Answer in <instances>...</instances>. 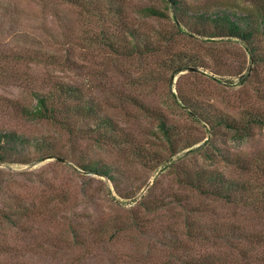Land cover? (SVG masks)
Wrapping results in <instances>:
<instances>
[{"label":"rangeland","instance_id":"374dc122","mask_svg":"<svg viewBox=\"0 0 264 264\" xmlns=\"http://www.w3.org/2000/svg\"><path fill=\"white\" fill-rule=\"evenodd\" d=\"M71 1L0 0V132L47 142L8 152V162L0 164V264H185L207 256L221 264H264V196L251 194L249 205L207 199L168 168L171 160L217 167L264 192V127L253 126L246 140L236 141L224 129L215 135L204 121L210 112L264 117V62L253 61L249 51L254 46L263 57V42L177 31L176 41L156 54L124 57L104 41L116 45L122 37L123 21L102 12L111 0ZM122 1L127 22L153 42L158 31L175 30L172 20L142 16L145 6L165 10L163 0ZM184 2L200 13H249L257 24L264 18V0ZM49 55L71 64H57ZM177 55L195 56L199 65L173 74L165 63ZM55 82L84 88L99 115L116 125L123 145L99 143L95 134L70 136L26 116L22 107H34L35 93ZM161 119L175 133L174 149L159 130ZM87 123L93 129L95 118ZM47 145L59 157L45 155ZM207 150L215 162L206 160ZM231 156L241 160L226 161ZM82 159L110 167L115 182L83 170ZM14 195L33 213L17 212L10 221L1 215ZM177 196L184 208L172 204ZM161 203L168 205L156 209ZM191 207L203 213L195 215ZM193 220L208 233L218 224L224 236L186 241V223ZM174 234L185 241L184 251L171 248Z\"/></svg>","mask_w":264,"mask_h":264},{"label":"trees","instance_id":"16d2710c","mask_svg":"<svg viewBox=\"0 0 264 264\" xmlns=\"http://www.w3.org/2000/svg\"><path fill=\"white\" fill-rule=\"evenodd\" d=\"M69 2V0H67ZM71 1V0H70ZM166 4L165 10H161L155 6H145L142 8L144 18H155L163 20H172L175 30L170 31H158L157 42H153L151 35H144L141 29L133 28L127 22L128 16L125 9V3L122 0L107 1L102 12L106 10V15L112 18H117L118 21L122 20L120 25V31H122V37L118 44H113L109 41L110 38H104L106 46L110 50H117L122 52L124 57L129 56H145L150 54H156L163 48H167L170 42L176 41L177 31L184 33H190L200 37H221L228 39H237L243 41L245 44H257L263 42L264 44V18L257 24L251 20L255 19V16L249 13H245L240 17L235 14H230L227 10L210 12H199V9L192 8L184 0H163ZM72 2V1H71ZM172 11V15L171 12ZM146 36V37H145ZM168 44V45H167ZM249 51L253 61L264 62V56H259V51L256 47L250 46ZM184 55V54H183ZM179 59H170L165 63L167 69L172 70L173 74H177L181 71L189 69L191 67H197L199 61L197 57L177 55ZM50 60L55 59L57 64H71L70 59L66 58L64 61L59 60L52 55L48 57ZM53 58V59H52ZM54 62V61H53ZM84 88L66 84L56 83L43 93H35L36 105L31 108L22 107L23 113L36 120L48 121L53 125H58L66 133L74 135L76 133L83 136H97L99 143L109 142L114 146H122L120 141L118 129L114 123L108 118L99 115L98 106L94 101L87 99ZM19 107V106H18ZM217 114L207 113L204 117V121L210 126L212 132L217 135L221 129L231 134V137L236 141L246 140L251 135V128L253 126L264 127V117L250 114L248 118L236 119L233 117H217ZM95 118V126L93 129L88 127V121ZM159 130L163 134L164 140L174 149V131L166 119L159 120ZM77 124H83L78 130ZM47 144L46 141L32 142L25 136L19 135L14 132H0V164L7 163L6 153L8 152H22V150L34 146L35 144ZM49 146V145H47ZM46 146V147H47ZM217 148V147H215ZM45 155L58 156V150L52 145L47 147L44 151ZM176 150L171 152V155H177ZM141 156V155H140ZM206 160L215 162L216 154L207 150L204 153ZM154 162L160 163L162 159H151ZM237 162L240 161L236 156H231L226 161ZM81 168L90 173H96L100 176L106 177L111 181L116 180V177L112 173V169L106 165L95 164L89 160L82 159L80 161ZM168 168L173 170L179 183L197 195L207 197V199L226 201L227 203H244L249 205V200L253 194L259 197L264 196L263 191H256L240 180L229 178L225 172L220 171L217 167H206L198 165H176L175 161H170ZM114 172V171H113ZM248 172V171H247ZM2 179L0 178V194L3 192ZM255 198V197H254ZM185 200L178 197L173 200L172 204L177 207H183ZM46 205V203L44 204ZM48 205V204H47ZM162 204L157 205L156 209L160 208ZM201 205V204H200ZM199 205V206H200ZM12 206V207H11ZM9 212L2 213L3 218L12 220L15 213L23 211L24 216H29L33 213V209L23 205V200L19 195H14L12 199ZM174 206V208H175ZM190 208L191 213L198 215L203 213L199 207ZM21 215L19 216V218ZM137 218L134 220L136 226ZM136 221V222H135ZM196 221H190L187 224V231L185 234V240L190 239H202L204 241L210 239L215 240L224 236L219 233L220 226L218 224L211 228V232L208 233L207 229H197ZM138 227L143 225L137 223ZM137 227V228H138ZM196 228V229H195ZM208 230V231H207ZM219 234V235H218ZM171 242V248L184 251L186 249L185 241L175 235L169 238ZM206 256V255H205ZM185 264H221L219 261H215L212 258L204 257L199 260L189 259L185 261Z\"/></svg>","mask_w":264,"mask_h":264},{"label":"water","instance_id":"95a60500","mask_svg":"<svg viewBox=\"0 0 264 264\" xmlns=\"http://www.w3.org/2000/svg\"><path fill=\"white\" fill-rule=\"evenodd\" d=\"M60 160H62V159H60Z\"/></svg>","mask_w":264,"mask_h":264}]
</instances>
